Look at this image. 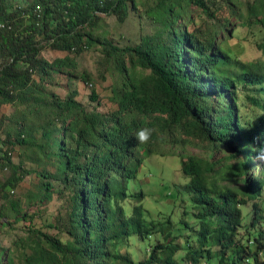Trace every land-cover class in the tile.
<instances>
[{"label":"trees","instance_id":"16d2710c","mask_svg":"<svg viewBox=\"0 0 264 264\" xmlns=\"http://www.w3.org/2000/svg\"><path fill=\"white\" fill-rule=\"evenodd\" d=\"M184 1L210 16L203 0ZM129 3L135 7L133 0H31L12 9L9 0H0V20L7 25L0 31V108L18 103L43 107L46 119L36 148L59 163L56 177L61 189L44 181L50 180L47 173H39L40 191L32 203L39 199L42 204L53 193L70 194L64 226L69 239L62 242L28 227L20 239L30 246L22 256L24 264H264L259 257L263 236L251 241L249 234L264 220V161L256 159L264 149V33L256 44L263 59L243 63L216 44L215 33L202 39L180 28L177 23L184 11L179 0H156L150 14L160 31L142 37L139 44L119 48L94 34L98 14H112L124 22ZM247 15V23L264 32V9L252 4ZM95 44L102 46L120 78L111 88L115 108L107 115L84 111L74 91L62 101L41 88V81L54 73L75 69L68 56ZM45 49L67 55L47 62L41 57ZM137 69L148 73L138 77ZM82 80L87 82L88 77ZM240 93L252 107L247 118L239 112ZM89 99L96 100L94 92ZM54 122H61V130ZM145 128L152 130L151 138L139 143L136 133ZM176 134L202 140L210 150L206 158L177 152L181 173L189 179L184 189L199 220V229H191L194 245L187 243L180 263L174 256L182 250L176 242L182 236L171 234L170 222L167 227L146 222L143 193L129 190L141 167L142 151L159 153L154 144L166 138H173L174 145L183 144L185 140ZM21 136L17 135V143L26 144ZM4 147L0 138V157L13 171L2 186L7 188L24 175ZM221 149L226 156L219 160L215 154ZM249 204L251 216L243 225L241 207ZM8 205L0 207L4 224H12L9 217L13 223L26 220L17 202ZM159 232L164 240L147 259L134 263L127 252L117 250L130 236L145 239ZM0 255L4 257L3 252ZM5 259L12 264L9 257Z\"/></svg>","mask_w":264,"mask_h":264},{"label":"rangeland","instance_id":"374dc122","mask_svg":"<svg viewBox=\"0 0 264 264\" xmlns=\"http://www.w3.org/2000/svg\"><path fill=\"white\" fill-rule=\"evenodd\" d=\"M9 1L13 9L25 6L31 0ZM203 1L209 8L210 16L205 15L194 4L179 0L184 11L182 19L177 23L180 28L185 27L188 32L193 31L196 36L202 39L215 33L216 44L243 63L263 59L256 44L261 42L264 32L257 24L247 23L249 18L247 7L255 4V6L264 9V0ZM133 2L135 7H131V3L128 4V15L124 22L119 21L112 14H98L99 20L94 27V34L106 38L119 48L133 47L139 44L142 37L157 34L160 31V26L151 19L150 14L154 11L156 0H133ZM66 55V53L50 49H45L41 53V57L47 62H53ZM68 57L74 60L75 69H65L60 73H54L50 80L47 79L48 81H41L43 92L64 101L68 94L74 91L77 93L75 100L87 113L97 112L107 115L109 111L114 110L111 88L119 83L120 78L111 60L102 54V46L95 44L76 56ZM135 73L141 77L142 74L146 75L148 72L137 69ZM83 76L88 77L87 82L82 80ZM92 92L96 96L95 101L89 99ZM243 97L244 95L240 93V103L243 107L239 112L244 118H247L252 115L253 111L249 103L243 100ZM43 104L48 106L49 100L45 99ZM42 108L38 109L37 106L28 103L4 105L0 108L2 115L0 138L5 140L4 148H7L6 151L11 154L9 156L11 162L14 165H21L22 172H19L24 175L19 177L20 181L13 185L7 188L2 187L11 179L13 171L0 157V207L9 206L8 202L10 201L17 202L20 210L27 215L25 221L17 223H13V218L9 217L11 225L4 224L5 219L0 218V253L4 254V257L0 255V264H6V257L12 260V264H24L22 256L24 253L30 252V246L29 242L25 244L20 242V239L24 238L25 232L30 226L62 242L69 239L64 231L70 207V194L67 190L63 194L53 193L51 198L42 204L39 203V199H37L38 202L32 203L33 197L37 196L40 191L39 173H47L50 180L44 181L50 182L55 189L60 188V182L56 177L59 168L58 160L54 156L43 157L35 144L40 141L41 125L46 119ZM53 125L60 130L62 128L61 122H54ZM6 132L10 137L5 139ZM59 132H55L54 135ZM17 135H22L21 139L26 140V144H18ZM175 138L183 139L185 142L174 145L173 138H166L164 141L154 144V148L159 153L148 155L142 151V164L137 171L135 180L129 184V190L130 192L141 191L143 193L141 205L144 209L143 219L146 222H153L161 227H167L170 222L172 225L171 234L177 237L182 236L176 241L182 246V250L174 256L175 260L180 263L186 253L187 243L194 245L195 236L191 229H199V220L194 216L197 211L191 201L190 193L184 189L189 179L181 173V159L177 152L206 158L210 154V150L208 144L202 140L190 139L178 134L175 135ZM65 140L68 141L69 137ZM224 156H226L224 149L215 154V158L219 160H222ZM236 188H241V184H237ZM262 203L264 207V202ZM131 205H133L132 202ZM126 206L128 215L130 205ZM241 212L243 225L248 224L251 216L250 204L241 207ZM260 223L256 225L255 230L249 229V234L251 241L254 237L258 238L262 234V249L259 257L264 260V220H261ZM163 240V235L160 232L145 239L130 236L127 242L118 245L117 250L127 252L133 262L137 263L147 259L152 248ZM251 249H255L254 243L251 244Z\"/></svg>","mask_w":264,"mask_h":264},{"label":"clouds","instance_id":"9594fccd","mask_svg":"<svg viewBox=\"0 0 264 264\" xmlns=\"http://www.w3.org/2000/svg\"><path fill=\"white\" fill-rule=\"evenodd\" d=\"M152 135V130L145 128V129H140L136 133V139L139 143H147ZM257 160L264 161V149H261L257 152L256 155Z\"/></svg>","mask_w":264,"mask_h":264},{"label":"built area","instance_id":"2783aa9c","mask_svg":"<svg viewBox=\"0 0 264 264\" xmlns=\"http://www.w3.org/2000/svg\"><path fill=\"white\" fill-rule=\"evenodd\" d=\"M6 26H7L6 23H4L3 21H0V31L4 30Z\"/></svg>","mask_w":264,"mask_h":264},{"label":"bare ground","instance_id":"6f19581e","mask_svg":"<svg viewBox=\"0 0 264 264\" xmlns=\"http://www.w3.org/2000/svg\"><path fill=\"white\" fill-rule=\"evenodd\" d=\"M1 21V20H0Z\"/></svg>","mask_w":264,"mask_h":264}]
</instances>
